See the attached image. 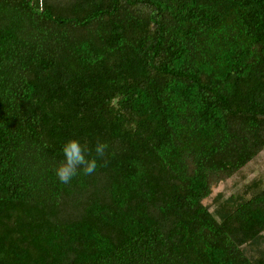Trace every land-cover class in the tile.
I'll return each instance as SVG.
<instances>
[{
    "label": "trees",
    "instance_id": "trees-1",
    "mask_svg": "<svg viewBox=\"0 0 264 264\" xmlns=\"http://www.w3.org/2000/svg\"><path fill=\"white\" fill-rule=\"evenodd\" d=\"M263 150L264 0H0V264H264Z\"/></svg>",
    "mask_w": 264,
    "mask_h": 264
},
{
    "label": "clouds",
    "instance_id": "clouds-1",
    "mask_svg": "<svg viewBox=\"0 0 264 264\" xmlns=\"http://www.w3.org/2000/svg\"><path fill=\"white\" fill-rule=\"evenodd\" d=\"M106 145L97 144L92 156L86 145L77 139H68L61 146L62 159L54 168L57 181L69 185L78 176H91L97 171L98 157H102Z\"/></svg>",
    "mask_w": 264,
    "mask_h": 264
},
{
    "label": "rangeland",
    "instance_id": "rangeland-1",
    "mask_svg": "<svg viewBox=\"0 0 264 264\" xmlns=\"http://www.w3.org/2000/svg\"><path fill=\"white\" fill-rule=\"evenodd\" d=\"M264 185V150L260 152L253 160L246 166L236 172L230 179L220 183L214 188L210 197L205 200L206 204L211 205L213 199L218 194H222L227 197L233 194L237 189L241 188L245 184H252L253 182H259ZM213 207V206H212ZM212 209V208H211Z\"/></svg>",
    "mask_w": 264,
    "mask_h": 264
}]
</instances>
